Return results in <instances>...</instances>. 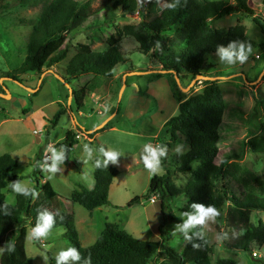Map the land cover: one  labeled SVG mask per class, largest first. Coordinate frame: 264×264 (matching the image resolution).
<instances>
[{
	"label": "rangeland",
	"instance_id": "374dc122",
	"mask_svg": "<svg viewBox=\"0 0 264 264\" xmlns=\"http://www.w3.org/2000/svg\"><path fill=\"white\" fill-rule=\"evenodd\" d=\"M85 1L88 7L86 18L76 28L65 31L68 44L66 56L45 67L41 73L26 71L19 74L21 81L18 82L5 77L3 73L12 71L21 63L31 28L29 22L37 15L39 5L1 0L7 8L0 10V92L5 93L0 98V107L3 108L0 111V153L8 152L17 160L18 165L9 176L17 175L24 186L34 183L32 168L36 162L42 163L39 181L47 179L62 199L69 203L72 223L81 245L90 244L107 222H114L142 239H159L161 231L165 241L179 250L184 243L180 226L187 216L176 205L181 204L183 198H168V207L162 214L156 193L145 196L152 174L144 167L142 153L146 144L157 147L158 137L164 134V120L176 112L177 98L173 90L177 89L187 96L201 89L203 78L196 77L187 89H183L195 74L182 70L176 77L170 69L160 70V61H156L151 52L141 51L132 37L123 36L120 41L122 60L112 67L110 77L97 80V86L85 94L81 109L76 110L72 97L68 102L70 87L75 89L91 74H79L77 78L68 79V84L61 79L64 65L73 53V43L87 42L92 49H102L113 25L136 23L143 16L146 5L145 0H136L133 11L121 12L116 9L111 20L101 23L104 20L103 5L112 0ZM256 11L264 16L263 8ZM236 22L243 24L246 35L256 41L248 60L243 64L237 61L234 65H228L226 61H221L216 49L205 53L204 67L199 73L216 76L222 91L224 108L217 143L218 157L221 153L240 152L239 162L264 178V152L250 151L246 143L250 136L261 132L260 122L264 124V110L254 107L256 97L264 94V36L249 15L238 11L212 19L210 25L227 27ZM181 44L174 42L172 51L177 53ZM238 76H245L246 79ZM37 105H42L41 112H31ZM60 106L66 109L65 112L62 111L56 121L49 124ZM72 127L79 134L76 135L70 159L57 162L58 170L55 173L48 172L53 163V152L60 151L54 144L47 145V142L61 139L63 132ZM94 129H99L94 135L95 139H89L86 132ZM37 138L40 140L34 141ZM96 143L104 144L105 150L119 152L120 156L118 163L109 162L116 168V173L108 186V201L86 209L77 202H69V194L74 188L92 186L93 158H103ZM85 145L92 149L91 157L85 151ZM166 147L167 155L161 159L165 165H161L158 173L167 170L175 184L182 185L189 175L174 169L173 153L186 150L188 145L185 142H172ZM3 192L5 202H12L14 191L10 181ZM133 196H137V199L129 202ZM218 211V216L200 226L208 247L200 254H207L211 260L232 257L238 264H264V245L246 249L230 245L243 231L238 222V212L227 205ZM247 213L250 221L261 219L264 222V210L249 208ZM32 229L29 226L26 228L24 249L33 264H47L48 254L54 256L69 245L68 239L62 235V227H52L47 237L40 239L28 236ZM193 251L198 252V249L194 248Z\"/></svg>",
	"mask_w": 264,
	"mask_h": 264
},
{
	"label": "trees",
	"instance_id": "16d2710c",
	"mask_svg": "<svg viewBox=\"0 0 264 264\" xmlns=\"http://www.w3.org/2000/svg\"><path fill=\"white\" fill-rule=\"evenodd\" d=\"M19 1L29 6L39 5V11L29 22L31 28L21 63L12 71L3 73L5 77L18 82L21 81L19 74L26 71L41 73L45 67L48 68L66 56L68 44L65 31L76 28L86 18L88 8L85 0ZM145 1L141 19L136 23L113 25V30L105 37L106 45L102 49H92L87 42L73 43V53L64 65L61 79L67 83L68 79L77 78L79 74H91L75 89L70 87L76 109H81L85 94L97 86V80L110 77L112 67L122 60L120 41L123 36L132 37L141 51L151 52L155 60L160 61V70L170 69L176 75L182 70L199 73L204 67L205 53L213 52L221 46L228 48L235 42V50H238L241 42L256 45V41L246 35L243 24L239 22L227 27L210 25V20L223 14L238 11L249 15L264 36V16L256 11L264 9V0ZM172 4L175 7L169 8ZM135 7L136 0H112L103 5L104 20L101 23L111 20L116 9L130 12ZM6 8V3L0 0V10ZM174 42H182L178 45L177 53L172 51ZM238 77L246 79L245 76ZM202 81L204 84L201 89L187 96L180 94L177 89L173 90L177 98L176 112L164 120V134L158 137L157 143V147L169 146L172 142H185L188 145L186 150L173 153V159L174 169L187 172L189 176L182 185H177L167 170L152 174L145 196L156 193L162 214L168 207L166 200L178 196L183 198V202L176 207L183 214L195 213L193 204L214 205L217 210L227 205L238 212V222L243 228L230 245L237 249L251 246L259 248L264 245V222L261 219L250 221L247 210H264V178L239 162L240 152L221 153L218 157L217 143L222 128L224 100L218 79L205 78ZM254 107L264 110V94L256 97ZM62 111L64 109L61 106L57 108L49 124H53ZM259 126L261 132L250 136L246 142L253 152H264V124L260 122ZM98 130L87 131V136L92 137ZM75 137V127L67 128L63 138L53 143L60 153L63 152V161L73 152ZM100 147H104V144L96 143V148ZM97 158H93L92 186L74 188L69 194V202H77L86 209L108 201V186L116 173V168L110 163L108 167L97 168ZM17 165V160L8 152L0 153V249H4L0 252V264H33L24 249L26 228H35L41 214L45 212L53 214L55 222L52 227H62V235L69 241L68 247L62 251L75 248L79 254L78 259L69 257L66 264H238L232 257L211 260L207 254H200L201 250L208 248L200 225L188 231L190 239L184 235V243L179 250L165 241L161 231L159 239H142L131 235L114 222H107L90 244L81 245L72 223L69 203L62 199L47 179L39 182L38 162L32 168L34 183L25 186L30 194L24 196L14 192L13 201L5 202L4 188L9 181L19 179L15 174L9 176ZM161 165H165L163 160ZM33 192L35 196L31 194ZM136 199L137 196H133L129 202ZM162 224L159 223V229ZM9 243L14 245L13 251L7 250ZM193 245L199 246L198 252L193 251ZM58 254H48L47 264H56Z\"/></svg>",
	"mask_w": 264,
	"mask_h": 264
},
{
	"label": "clouds",
	"instance_id": "9594fccd",
	"mask_svg": "<svg viewBox=\"0 0 264 264\" xmlns=\"http://www.w3.org/2000/svg\"><path fill=\"white\" fill-rule=\"evenodd\" d=\"M168 7L174 8L175 4L169 5ZM218 52L220 54L221 61H226L228 65H234L237 61L240 64H243L248 60V57L252 52V46L250 43L246 44L245 42H241L239 49L235 50L234 42L230 44L228 48H224L222 46L219 47ZM105 111H107V109H105ZM85 151L88 152L89 157L92 156V149L87 145H85ZM177 151H179V148L177 149ZM99 152L102 155L103 159L101 160L97 158L95 160V166L97 168L108 167L109 162L113 164L118 163V158L120 156L119 152L115 150H105L104 147H100ZM166 155V146L158 145V147L153 148L150 145L146 144L144 147V153H142L144 167L149 171L150 174L155 175L160 171L161 158L166 157ZM63 158V152H53V163L47 169L48 172L55 173L58 170L57 162L62 161ZM11 187L13 191L18 194H22L24 196H28L30 194L29 190L24 185H22L19 180L11 182ZM31 194L33 196L36 195L34 192ZM192 207L195 209V213H185L184 215L187 216V219L184 221L183 225L180 226L181 231L184 233L186 239H190L187 233L191 228H194L198 225L203 226L208 220L214 219L219 215V211L214 205L205 206L204 204H193ZM54 222L55 221L53 214L48 212L41 214L37 226L32 229L31 233H29L28 236H30L32 239H40L41 237L46 238ZM193 247L197 248L199 246L193 245ZM3 250L4 249H0V252H2ZM7 250L13 251L14 245H12L11 243L7 244ZM69 257H71L72 259L79 258V254L75 248H70L67 251H60L56 258V264H66V261Z\"/></svg>",
	"mask_w": 264,
	"mask_h": 264
},
{
	"label": "crops",
	"instance_id": "0c3cea01",
	"mask_svg": "<svg viewBox=\"0 0 264 264\" xmlns=\"http://www.w3.org/2000/svg\"><path fill=\"white\" fill-rule=\"evenodd\" d=\"M53 68V67H52ZM71 97H72V95H71V93H70V97H68V102L70 101V99H71ZM42 105H37L33 110H31V112H36V111H40L41 109H40V107H41ZM66 110V109H65ZM65 110H64V112H65ZM76 110H78V109H76ZM41 112V111H40ZM45 124V123H44ZM44 124H43V126H44ZM73 128V127H72ZM76 130V135H78L79 133H78V130L77 129H75ZM65 132V131H64ZM64 132H63V135H64ZM79 132L80 133H82L80 130H79ZM78 133V134H77ZM96 133V132H95ZM95 133L93 134V136L92 137H89V139H93V137H94V139H95ZM63 135H62V137H61V139L63 138ZM82 136H83V134H82ZM87 136V135H86ZM85 136V137H86ZM88 137V136H87ZM76 138V137H75ZM61 139H59V140H61ZM38 140H40L39 138H37V139H35L34 141H38ZM76 140V139H75ZM57 141V140H56ZM90 141V140H89ZM55 142V141H54ZM53 142V143H54ZM76 142V141H75ZM53 143H50V142H47V145H52ZM74 145H75V143H74ZM74 147V146H73ZM59 150V149H58ZM70 159V158H69ZM42 167V163H39V167H38V170L40 169ZM43 180V179H42ZM45 180V179H44ZM40 182V181H39ZM42 182V181H41Z\"/></svg>",
	"mask_w": 264,
	"mask_h": 264
},
{
	"label": "water",
	"instance_id": "95a60500",
	"mask_svg": "<svg viewBox=\"0 0 264 264\" xmlns=\"http://www.w3.org/2000/svg\"><path fill=\"white\" fill-rule=\"evenodd\" d=\"M172 72L177 77L176 72L175 71H172ZM198 76L201 77V78H203V79H205V78L214 79L216 77V76H210V75H205V74L197 73V74H195V76L193 78H191V80L187 84V86L186 87H183V89H187L193 83V81L195 80V78L198 77ZM28 89L33 90L32 88H28ZM3 95H5V93L3 94L2 92H0V96H3Z\"/></svg>",
	"mask_w": 264,
	"mask_h": 264
}]
</instances>
